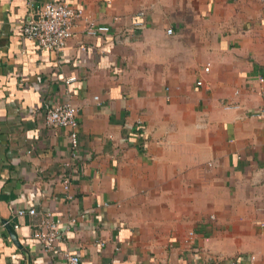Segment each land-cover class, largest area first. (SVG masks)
<instances>
[{"label": "crops", "instance_id": "crops-1", "mask_svg": "<svg viewBox=\"0 0 264 264\" xmlns=\"http://www.w3.org/2000/svg\"><path fill=\"white\" fill-rule=\"evenodd\" d=\"M47 1L0 0V264H264L261 0H67L83 16L60 53L22 35ZM66 102L74 161L44 124ZM29 208L52 213L54 251L32 236L39 216L16 214Z\"/></svg>", "mask_w": 264, "mask_h": 264}, {"label": "built area", "instance_id": "built-area-1", "mask_svg": "<svg viewBox=\"0 0 264 264\" xmlns=\"http://www.w3.org/2000/svg\"><path fill=\"white\" fill-rule=\"evenodd\" d=\"M110 2V0H106ZM264 10V0H261ZM31 12L27 21L22 26V35L28 40H32L37 45L49 52L60 53L66 47L67 41L72 36L73 23L83 16V9L72 6L67 0L47 1L41 4H31ZM140 16L144 12H139ZM108 30L107 27L98 26L94 23H88L86 33L89 36L104 33ZM172 30H168L171 34ZM209 66L204 68L208 72ZM73 79L67 81L70 82ZM260 83L264 82L263 78H259ZM202 85V82H197V86ZM238 94V91L235 92ZM238 105L232 104L226 106V109H237ZM257 116L264 119V109L257 113ZM44 124L52 128H62L68 132L70 141L69 157L70 161H74L77 156L79 148L78 140V110L71 103L66 102L63 104L49 105L44 107ZM264 141V138H263ZM65 168L71 172L73 176L77 175V170L74 169L72 162L65 163ZM70 177L64 176L62 186L67 193V199L73 200L70 195ZM16 214L20 217L28 215L30 217L39 216L40 220L34 225L32 229L33 238L37 239L47 252L54 251L58 242V224L53 220L52 213L38 212L35 208L20 209ZM76 218H69V223L74 224ZM194 238V234H189V242ZM194 253L198 254L196 249ZM199 255V254H198ZM66 264H80L78 256L74 254H66ZM255 257L253 256H240L234 260L223 262L220 259L200 261L199 258H192L189 264H253Z\"/></svg>", "mask_w": 264, "mask_h": 264}, {"label": "water", "instance_id": "water-1", "mask_svg": "<svg viewBox=\"0 0 264 264\" xmlns=\"http://www.w3.org/2000/svg\"><path fill=\"white\" fill-rule=\"evenodd\" d=\"M3 224H5V227L7 228L8 232H9V235L11 237V239L13 240V242L17 245V246H20V243H19V239L16 235V233L14 232L13 228L11 225H9L7 223V221H2Z\"/></svg>", "mask_w": 264, "mask_h": 264}]
</instances>
